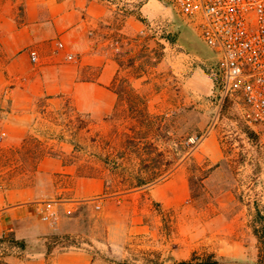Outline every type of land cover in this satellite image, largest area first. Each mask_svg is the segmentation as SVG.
I'll return each instance as SVG.
<instances>
[{
  "label": "rangeland",
  "instance_id": "obj_1",
  "mask_svg": "<svg viewBox=\"0 0 264 264\" xmlns=\"http://www.w3.org/2000/svg\"><path fill=\"white\" fill-rule=\"evenodd\" d=\"M113 1L121 14L120 29L110 32L106 41L99 39V52L118 53L122 59L127 43L135 38L142 49L129 75H141L145 68L147 74L129 80L133 91L126 89L110 113L94 116L79 111L70 96L34 97L28 111H16L13 100L24 83L19 74L23 71L6 68L0 43V191L22 189L27 202L35 193L40 203L58 202L73 196L71 188L79 175H97L105 178L110 194L106 201L86 199L78 207L73 203L75 211L60 219L64 231L37 237L21 236L17 229L0 234V264H76L82 259L80 252L87 254L83 264L89 259V264H176L191 259L264 264V147L244 132L246 125L236 105L222 102L210 69L213 50L171 0H142L150 4L138 28L130 22V28L125 25L124 15L135 12L129 2ZM2 11L19 22L23 2L0 0ZM82 58L76 54L74 62ZM127 74L123 71L122 78ZM142 93L147 95L151 115L140 117ZM18 116L32 119L35 125L15 142L18 132L11 121ZM210 132L223 150L216 163L200 148ZM126 134L133 135L135 143ZM44 156L69 164L73 174L39 172ZM174 167L189 178L193 202L189 213L182 205L170 214L152 188H136L142 180ZM178 193L182 200L180 183ZM226 202L229 205L221 209ZM48 211L32 222L36 228L52 226L59 217L55 213L44 218ZM218 213L239 217L245 255L224 256L217 250L224 241L211 242L203 234V218Z\"/></svg>",
  "mask_w": 264,
  "mask_h": 264
},
{
  "label": "crops",
  "instance_id": "obj_2",
  "mask_svg": "<svg viewBox=\"0 0 264 264\" xmlns=\"http://www.w3.org/2000/svg\"><path fill=\"white\" fill-rule=\"evenodd\" d=\"M127 1L135 12H129L128 16L124 15L128 23L125 25L130 28V22L132 28H138L142 25L140 18L142 12L145 13L150 3L142 4V0ZM22 2L24 15L21 21H16L15 15L11 16L3 11L0 13V43L7 58L6 68L23 71L19 74L24 83L16 91L13 100V107L16 111H28L30 101L34 97L45 96L48 99L59 100L70 96L79 111L100 116L116 110L118 99L127 93L121 91L118 95L116 92V84L113 86L116 75L121 79V73L126 71L128 72L126 77L131 81L147 74L145 68L142 69L141 75H129L133 72L135 63L139 61L136 57L142 49V43H137L135 38L127 43L122 59H118V53L107 55L108 53L99 52V39L106 41L109 33L117 28L121 19V14L116 8L117 3L113 0H22ZM60 41L64 45L61 48L57 46ZM33 49L38 53V62L31 61L30 51ZM68 54L83 55L84 59L82 58V61L77 63L74 59H68ZM129 58L134 59V64L127 66ZM120 61L123 62L121 66ZM142 98H144V103H142L144 114L142 115H151L147 95L142 93ZM19 117L11 121L12 127L18 132L15 142L22 141L25 138L23 133L28 132V129L35 125L32 119L26 120L22 117L19 119ZM153 124L155 125L152 120L149 121V125L153 127ZM213 134L210 132L204 138L200 148L210 162L216 163L221 160L223 150ZM69 166L55 157L44 156L38 166V171L42 173L66 172L70 175L73 171L68 169ZM175 168L162 171L160 177L163 178L159 177V180L155 179L152 183L137 184L136 188H152L162 209L170 214L182 205L187 207V213H189L193 204L190 200L189 178L178 174ZM158 174L160 172L156 173ZM178 183L182 189V200L178 193ZM108 188L104 177L79 175L75 186L71 188L73 195L71 198H60L58 202L44 203L37 201L40 200V196L36 193L30 202H27L22 189L1 190L0 234L17 229L16 234L23 236L29 233L37 237V235L64 231L60 219L64 213L70 214L75 211L76 208L71 206L73 203L78 207L86 202V199L106 201L110 196L107 192ZM224 204L221 209H225L229 202ZM43 210H49L54 214L59 213V217H56L52 226L44 229L36 228L35 223L32 222H35V218L40 216ZM222 213L203 218L205 224L203 234L205 237L208 235L211 242L215 238L224 241L217 248L220 254L227 257L245 255L247 247L242 242L239 233V217ZM215 223L217 226H214ZM22 225L27 226L25 231L18 229ZM218 233L219 235L215 236ZM80 254L82 259L76 264H83V258L87 256L83 252ZM88 262L91 263V259L85 264H89Z\"/></svg>",
  "mask_w": 264,
  "mask_h": 264
},
{
  "label": "built area",
  "instance_id": "obj_3",
  "mask_svg": "<svg viewBox=\"0 0 264 264\" xmlns=\"http://www.w3.org/2000/svg\"><path fill=\"white\" fill-rule=\"evenodd\" d=\"M214 52L210 65L222 102L236 105L264 147V0H171ZM63 47V43L58 42ZM32 62L38 53L30 51ZM68 59L75 55L68 54ZM195 139H199L195 136ZM194 140V139H192ZM97 207H100L97 204ZM44 218L54 214L48 211Z\"/></svg>",
  "mask_w": 264,
  "mask_h": 264
},
{
  "label": "trees",
  "instance_id": "obj_4",
  "mask_svg": "<svg viewBox=\"0 0 264 264\" xmlns=\"http://www.w3.org/2000/svg\"><path fill=\"white\" fill-rule=\"evenodd\" d=\"M134 64V59H132V58H129L128 59V63H127V66H130L131 64ZM121 65H123V62L121 63V61H120V66ZM119 77H118V75H116V77H115V79H114V83H113V86H115V84H116V86H117V88H116V92L118 93V95H120V93H121V91H123V92H127L126 91V89H128V90H132L133 91V87H132V84H130V82H129V79L127 78V77H123L121 80H120V82H119ZM118 82V83H117ZM121 82H125L126 83V86L125 85H122V83ZM118 87H120V88H118ZM125 87V89H123ZM130 94V93H129ZM129 97H130V95H128ZM131 113H132V111H131ZM138 113L140 114L139 116L140 117H142V114H144V113H142V110L141 111H138ZM138 115V114H137ZM133 116H135V115H133ZM132 116V117H133ZM138 119V118H137ZM136 121H140V122H138L139 124H142V118L141 119H138V120H136ZM135 124H137L136 122H135ZM132 126H134V125H132ZM244 132L248 135V137L250 138V139H252L253 141H256L257 139H258V135L253 131V130H251V129H249L247 126H245L244 127ZM127 135V138L129 139V140H131L133 143H135L134 142V136L133 135H131V134H126ZM151 144H152V142H150ZM158 154H160V153H158ZM162 175V173H160V174H158V175H154V176H152V177H150V178H148L149 180H142V182H140V183H138L139 185H142V184H146V183H148V182H152V181H154L155 179H157L158 177H160ZM176 264H218V262L215 260V261H209V260H198V261H195L194 259H191V260H182V261H179V262H177Z\"/></svg>",
  "mask_w": 264,
  "mask_h": 264
}]
</instances>
